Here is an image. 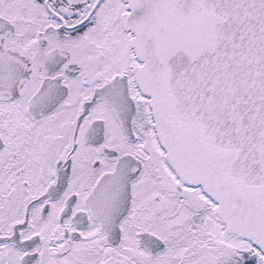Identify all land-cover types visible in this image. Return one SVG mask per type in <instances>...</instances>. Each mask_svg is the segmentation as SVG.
<instances>
[{
	"label": "snow or ice",
	"instance_id": "obj_1",
	"mask_svg": "<svg viewBox=\"0 0 264 264\" xmlns=\"http://www.w3.org/2000/svg\"><path fill=\"white\" fill-rule=\"evenodd\" d=\"M0 264H264V0H0Z\"/></svg>",
	"mask_w": 264,
	"mask_h": 264
}]
</instances>
